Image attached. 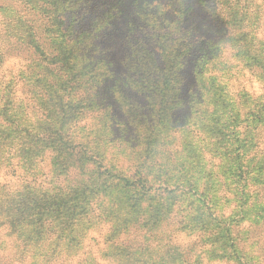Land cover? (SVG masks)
<instances>
[{"label": "rangeland", "instance_id": "rangeland-1", "mask_svg": "<svg viewBox=\"0 0 264 264\" xmlns=\"http://www.w3.org/2000/svg\"><path fill=\"white\" fill-rule=\"evenodd\" d=\"M117 1L83 0L80 5L96 6L94 10L100 15L109 11L117 18L126 16L125 8L116 12ZM46 2L52 9H60L55 0ZM78 2L66 0V7L73 3L76 8ZM144 3L142 1L143 7ZM248 4L250 9H258L252 0ZM11 6L25 9L18 4ZM22 14L38 28L46 53L40 57L36 69L29 65L28 76L16 80L17 95L24 98L26 88L30 89L28 85H33L38 78L34 90L44 93L43 82L47 80L64 97L75 100L69 89L60 87L62 80L70 78L68 67H59V72L53 75L52 65L46 58L57 53L71 58L73 54L68 51V44H58L63 38L57 32L44 34L42 18L38 20L28 10ZM22 18L23 15H11V23L3 32L25 31ZM2 19L0 12L1 24ZM116 19H111L114 24L107 26L111 27L100 40L101 46L114 48L110 52L113 60L121 58L125 50L132 47H122L129 25ZM195 19L200 24L207 21L213 24L208 15L198 10ZM260 25L245 17L228 28V33L234 36L235 48H240L241 32L246 31L249 37L244 39L251 40V48L256 50L253 53L241 51L239 56L233 53L232 44L221 39L225 30L220 34L216 25L218 32L212 38L217 44L215 55L220 57L213 59L214 62L200 57L194 64L180 57L170 63L159 57L154 46L140 43L138 48L145 44L155 50L156 61L151 60L154 53L145 60V54L130 50L132 58L139 54L135 65H148V70L141 73L133 67L126 73L124 68H119L121 76L116 89H120L126 76L130 85L121 90L117 99L111 98V106L105 97L111 84H101L104 77L99 75L85 77L83 82H87V88L80 91L89 93L90 107L84 110L87 115L79 125L72 121L74 112L79 109L70 106L63 109L62 115L69 116L70 120L64 123L59 136L53 133L62 120L56 115H49L47 120L58 123L57 127L39 136V140L24 139L16 126L0 135V164L12 151L20 162L0 165V220L12 217L10 222L0 226V263L53 264L56 257L80 249L84 240L81 251L92 250L85 264H91L89 258L99 257V254L93 255L96 249L101 254L106 250L110 256H115L110 264H242L232 254L239 242L264 264V232L260 224H256L260 207L241 211L234 189L238 185L235 181L237 154L247 161L254 174L264 160L261 146L255 148L257 134L264 128V79L249 70L256 66V73L264 74V68L256 63L264 54V41L256 39V36L264 38V18ZM147 36L142 39L147 40ZM11 58L16 60L18 56L13 54ZM182 68L186 86L190 85L184 93L175 83ZM193 70L200 72L195 84ZM23 79L27 82L22 83ZM146 83L149 98L140 96ZM242 90L249 95L242 93L240 100L236 95ZM56 91L50 89L47 97H53ZM123 93L134 99L132 108L131 101L122 99ZM182 100L187 102L184 110L178 107ZM97 102L101 108H95ZM139 102L145 103V107L141 108ZM257 102H260L258 106ZM11 114L17 115L16 108ZM242 118L247 120L240 121ZM141 119L146 122L141 123ZM235 133L238 135L234 136ZM78 143H83L86 149ZM215 150L217 158L211 159L210 153ZM192 183L194 186L190 188ZM143 184L162 193L150 192ZM220 184L225 185L227 194L221 192L225 199L199 196L201 187L207 188L209 196L214 187H222ZM171 188L175 192L168 195ZM231 209L225 228L238 227L242 222L233 224L231 221L248 216L250 220L243 224V232L218 230L216 215ZM132 245L134 247L127 251Z\"/></svg>", "mask_w": 264, "mask_h": 264}, {"label": "trees", "instance_id": "trees-1", "mask_svg": "<svg viewBox=\"0 0 264 264\" xmlns=\"http://www.w3.org/2000/svg\"><path fill=\"white\" fill-rule=\"evenodd\" d=\"M78 1V7L74 8L73 3L70 7H66V0H55L58 6L60 5V9H56V7L52 9L49 7L46 0H0V12L3 15L2 24L0 23V135L7 134L11 126H16L17 130L24 134V139H31L30 141L39 140V136L47 131H54L57 127L58 123L47 120L49 115H56L57 117H61L62 120L59 121L60 124L53 133H58L59 136L61 135L64 123L70 120L69 116L62 115L65 112L63 109L70 106L78 107L77 109H79L74 112L75 117L72 118L76 126L79 125L87 115V112L84 110L90 107L87 100L89 93H87V91H80L87 88V82H83L85 77L91 78L94 75H99L101 78L104 77L101 84H111V87L108 88L105 95L107 100L110 101L109 105L111 106L113 102L111 98L117 99L121 90L124 87L129 88L130 85V83H128L129 78L126 76L123 83L119 86L120 89H116V82L121 76L119 68H124V72L126 73L133 67H137L141 73H146L148 70V68H146L148 65L146 66L143 64L141 67L138 66V64L135 65L139 54H136L133 58L130 57L131 50V53L140 52L145 54L147 56L145 60L151 58L155 50L145 47V44H142V47L138 48L137 45L140 43L151 44V46H154L157 50L159 57L164 61H170V63H175L180 57L184 58L183 60L189 59L194 64L197 63L200 57L214 62L213 59L219 58L220 56L215 55L217 44H215L216 42L212 37L218 32L217 29L219 28L220 34L225 30L223 36L220 35L221 39L223 38L222 40L230 46L232 44L235 56H239V54L242 53L241 51L253 53L256 50L255 48H251V40L249 41L248 38L244 39V37H249V33L246 31L241 32L243 38L240 40V48L237 49L233 44L234 36L228 33V28H232L236 21L242 22L245 17H247L249 21H256V26L258 25L261 27L260 24L264 18V1L258 2L255 0L252 1L258 8L257 10L250 9L251 7L248 3L251 0H116V12H121L122 9L125 8L124 12L126 16H121L119 18L109 11L100 15L98 14L99 12L94 10L96 6H92V9L88 6L85 8L84 4L80 5V3H83V0ZM142 1H145V7L142 6ZM11 4L22 5L25 7V11L28 10L32 12L38 20L42 18V32L44 34L51 31H53L52 33L57 32L64 40H61L58 44H68L66 47L69 46L68 51L73 54L72 57L69 58L67 55H60V53L48 56L46 58L49 59L52 66L46 67L51 68L53 75L59 72V67L61 69L68 67V70H70V78L62 80L60 87L66 88V90L69 89L68 92L75 95V100L70 99V96H68V99L64 97L61 93L56 91L54 85L52 86L47 80L43 82V88H46L44 93L39 92V90H34V86L39 82L38 78L34 79L35 82L31 85L32 87L28 85L30 89L26 88L24 98L21 99V96L17 95L14 85L18 82L16 80L28 76L26 70L29 65H32L33 68L36 69V67L39 66L40 57L45 55L46 51L43 43L39 40L38 28H36L34 22L29 18H25L24 14H22L24 10L15 9ZM197 10L202 14L208 15L213 24L208 21L205 24L198 23L195 19V12ZM47 12L48 14L45 15ZM16 14L21 17L23 15L22 24L26 27L25 31L19 30L15 34H12L10 31L3 32L5 28V30H7V27H9L11 23L10 16H15ZM107 17L108 19H106ZM113 18L121 20L127 27L129 25L124 35L122 47L125 49L128 45L132 46L129 50H125L121 58L116 60H113L112 54L110 53L114 48L112 49L100 45V40L106 37V30L111 27L109 26L107 28V26L113 25L115 22L113 21V23H111V19ZM215 23L218 28H216ZM117 29L118 28L113 30L116 32ZM102 30L105 31L102 33ZM7 32L9 33L6 34ZM138 33L141 34V37L137 35ZM112 34L110 30V35ZM145 35H148L147 40L142 39ZM58 39L59 38H57V40ZM256 39L257 42L264 41V38L258 36H256ZM155 53L151 60L156 61L154 59L157 58ZM13 54L18 56V60L11 58ZM9 63L11 66L8 65ZM256 63L257 65L260 63V66L264 68V54L260 60L256 59ZM99 65L102 69L100 72H98L100 69ZM211 65L214 64L212 63ZM160 69L165 70V67H160ZM182 70L183 68L180 69L182 74L176 77L175 83L178 89L184 93L190 89V85L186 86L185 76ZM194 70L192 76L194 78L193 83L195 84L198 82L197 78L200 72H197V69L195 73ZM249 70L253 74L255 73L258 75L260 79H264L263 72L256 73V66L249 68ZM23 80L22 83L27 82L26 79ZM148 87V83L142 86L140 96L144 98L150 97ZM50 89L57 92L53 93V97H47L50 96ZM242 93L249 95L246 90L240 91L239 94L236 95L240 100L242 99ZM121 97L123 100L131 101V108L134 106L133 98L124 93L121 94ZM258 104H260V102H257L256 106H258ZM145 105V103L139 102L141 108L145 107ZM97 106L101 108V104L98 102L95 104V108ZM178 107L184 110L187 108V102L182 100ZM13 108L17 110L16 116H12L11 114ZM42 110H44L42 113L43 115L41 114V116H39ZM124 110L125 109H121V112H125ZM22 114L24 115L23 119L19 122L18 119L21 118ZM111 117L112 120H116L114 116ZM246 120L247 118H242L240 121ZM145 122L146 120L141 119V123L144 124ZM116 123L118 124L117 120ZM86 127L89 126L86 125ZM237 135L236 133L234 134V136ZM240 140L242 139L240 138ZM255 142V148L261 146V152H263L264 128L257 134ZM78 145L86 149L83 143H78ZM216 152L215 150L213 153H210L211 159L217 158ZM159 153L160 152H158V154ZM236 157L238 160V168L235 172V181L238 185L235 186L234 189L241 202V211L249 212L254 206H259L261 214L256 224L259 223L262 227L261 232H264V160L261 162L256 175L250 171L247 161L243 159L240 154H237ZM15 161L19 162V158L16 156L15 152L12 151L4 157V162L0 165L4 167L13 164ZM208 175L210 177V174ZM142 181L145 180L141 179V182ZM193 186V183L190 184V188ZM254 186L258 187L255 188ZM143 187L150 192H156V194H158V192L159 194L162 193L159 189H153L151 186H146L145 184H143ZM199 190V196L208 197V199L223 200L225 196H222L221 192L227 194L224 184L222 187H214L213 193L209 194V196L207 195V188L201 187ZM174 192L175 189L171 188L168 191V195H172ZM231 212L232 209L228 213L223 212L220 215H216L215 219L218 220L219 225L218 230L225 229V232H243V224L250 220L247 218L248 216H240L241 218L238 220L231 221L233 224L242 222L238 227H233L232 229L230 227L225 228V223L230 221ZM212 215H214V213H212L211 216ZM4 219L5 221L2 219L0 220V226L10 222L12 217ZM82 243L84 244V240H82ZM83 244L80 249L72 253L56 257L53 264H85L92 250L89 249L87 252L81 251L83 250ZM94 246L96 245L94 244ZM133 247L134 245L129 246L127 251H130ZM105 251L106 250L101 254L98 249L93 250V255L96 256L99 254V257L89 258L91 260L88 261L91 264H105V261H107V264L113 263L112 261H114L115 256H110L108 252ZM232 254L235 256L238 263L263 264L261 260L257 259L251 252L246 250V246H243L240 242L235 246Z\"/></svg>", "mask_w": 264, "mask_h": 264}]
</instances>
